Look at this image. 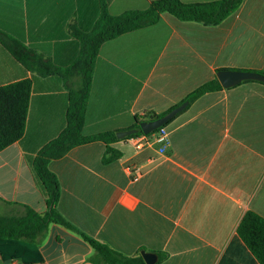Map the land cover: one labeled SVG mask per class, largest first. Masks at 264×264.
Instances as JSON below:
<instances>
[{"label": "crops", "instance_id": "0c3cea01", "mask_svg": "<svg viewBox=\"0 0 264 264\" xmlns=\"http://www.w3.org/2000/svg\"><path fill=\"white\" fill-rule=\"evenodd\" d=\"M105 1L120 13L152 0ZM99 13L100 0H0V85L31 80L25 131L0 150V216L48 209L32 160L65 127L76 80L27 69L4 42L22 39L64 68L80 46L70 26L89 30ZM220 69L264 73V0H242L215 25L163 12L103 42L83 131L120 130L136 115L164 113ZM148 136L140 150L129 138L115 142L122 156L108 164L101 141L51 159L60 214L122 254L165 252L158 264H259L236 227L247 210L264 217V82L207 92ZM78 231L52 222L34 241L0 239V264H94Z\"/></svg>", "mask_w": 264, "mask_h": 264}, {"label": "trees", "instance_id": "16d2710c", "mask_svg": "<svg viewBox=\"0 0 264 264\" xmlns=\"http://www.w3.org/2000/svg\"><path fill=\"white\" fill-rule=\"evenodd\" d=\"M241 2L242 0H212L194 3L182 0H152L143 8L112 13L109 11L106 1L100 0L99 16L89 30H81L76 25L70 26V32L79 41L80 46L75 59L64 68L56 66L48 56L39 54L33 47L26 45L22 39L10 38L5 41L4 45L27 69H35L40 74L56 73L62 76H74L76 80L68 93L69 100L65 116V127L56 137L47 142L32 160L33 172L45 194L48 209L41 214L26 206L25 214L21 216H0V239L34 241L43 235L49 223L52 222L78 231L56 209L60 191L59 183L56 175L49 170L48 162L51 159L62 157L77 145L101 141L105 144L101 161L104 164H108L122 156V152L114 146L115 142L142 134L138 130L128 136L118 138L116 136L118 130L89 134L83 131L84 115L95 58L103 42L122 33L152 25L163 12L169 13L180 20L215 25L236 10ZM221 88L222 86L215 75L211 80L200 84L190 91L181 102L188 101V106L199 96ZM30 92L31 80L29 78L0 85V150L22 137L25 131ZM166 112L161 114L150 112L136 115L131 125L120 130L138 128L140 121L155 119ZM172 119L147 133V135L158 131ZM236 232L259 264H264V217L252 210L245 211L237 224ZM80 234L93 248V253L90 255L89 260L94 264H146L140 254L142 249L136 254L125 255L104 242L98 241L82 232ZM155 253L158 256L155 264H158L166 257L165 252L155 251Z\"/></svg>", "mask_w": 264, "mask_h": 264}, {"label": "water", "instance_id": "95a60500", "mask_svg": "<svg viewBox=\"0 0 264 264\" xmlns=\"http://www.w3.org/2000/svg\"><path fill=\"white\" fill-rule=\"evenodd\" d=\"M216 77L220 82L221 86L228 88L234 86L245 80H255L264 82V74L257 71L251 70H232V69H220L216 71ZM188 104V101H183L179 105L170 109L168 112L160 117L152 120H143L138 123V128H129L126 130H118L116 136L123 138L132 133L140 130L142 133L147 134L156 128H159L165 124L168 120L172 119L177 113L181 112ZM140 254L146 264H155L158 256L155 252L141 250Z\"/></svg>", "mask_w": 264, "mask_h": 264}, {"label": "built area", "instance_id": "2783aa9c", "mask_svg": "<svg viewBox=\"0 0 264 264\" xmlns=\"http://www.w3.org/2000/svg\"><path fill=\"white\" fill-rule=\"evenodd\" d=\"M128 140L136 150L143 149L144 147L149 146L152 143L150 137L144 133L130 137Z\"/></svg>", "mask_w": 264, "mask_h": 264}, {"label": "rangeland", "instance_id": "374dc122", "mask_svg": "<svg viewBox=\"0 0 264 264\" xmlns=\"http://www.w3.org/2000/svg\"><path fill=\"white\" fill-rule=\"evenodd\" d=\"M150 140H152V138L150 137Z\"/></svg>", "mask_w": 264, "mask_h": 264}]
</instances>
